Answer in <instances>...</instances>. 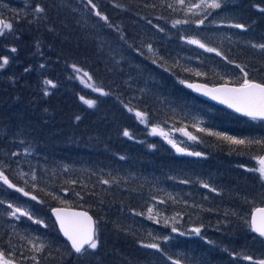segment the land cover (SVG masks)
I'll use <instances>...</instances> for the list:
<instances>
[{"label":"trees","instance_id":"obj_1","mask_svg":"<svg viewBox=\"0 0 264 264\" xmlns=\"http://www.w3.org/2000/svg\"><path fill=\"white\" fill-rule=\"evenodd\" d=\"M92 3L95 9L87 0H38L44 9L38 19L12 24L19 38L8 30L0 36L3 49L15 48L17 56L11 76L0 72V170L36 197L50 234L45 252L34 257L21 235L3 225L0 205V251L18 264H260L264 237L253 235L249 221L264 206V183L249 170L264 155V143L234 145L200 131L197 113L215 106L182 84L264 83V0H222L203 25L192 22L202 15L186 13L176 0ZM185 19L190 22L173 27ZM7 55L0 52V58ZM73 65L91 81L82 83L83 72L74 73ZM44 69L55 87L43 82ZM215 109L219 121L248 126L225 130L231 135L257 141L256 134H264V122L252 135L250 121ZM135 111L146 113V123ZM153 127L174 142L186 140L180 129L196 139L188 153L179 152ZM196 149L199 156L189 154ZM54 207L89 212L98 224L97 249L74 255L49 214ZM149 208L153 217L161 212L154 229L148 228ZM29 226L37 234L43 230ZM151 243L159 249L144 246Z\"/></svg>","mask_w":264,"mask_h":264},{"label":"snow or ice","instance_id":"obj_2","mask_svg":"<svg viewBox=\"0 0 264 264\" xmlns=\"http://www.w3.org/2000/svg\"><path fill=\"white\" fill-rule=\"evenodd\" d=\"M88 4L92 6L93 9L96 8V5L92 3V0H87ZM176 2L184 7V10L186 13H192L193 15H200L202 14V18H200L198 21H192L193 23H198L200 25H203L205 22V19H207L208 16H210L212 13L209 10H215L219 9L221 7V4L218 2V0H200L199 3H194L193 0H176ZM168 7L173 8L175 11L176 8L173 4H169ZM196 10H200L198 13ZM44 9L40 6H37L34 9V12L36 14L42 13ZM261 11H264V9H261ZM95 15L99 16L102 20L107 21V16H103L99 11L95 12ZM189 20H175L173 23V27L180 24H187L189 23ZM0 24L3 25V27H0V36L4 35V31L8 30L11 31L12 24L11 23H5L4 21H0ZM237 28H243V25H235ZM163 31V29H160ZM189 44L197 45L198 47L205 49L208 52H216V49L206 47L204 43H201L199 40L196 39H189L187 41ZM259 47L264 48V45H260ZM16 49L12 48L11 52H15ZM149 51H151V46H149ZM217 55H220L219 52H217ZM8 64V58L3 57L0 58V68L5 67ZM72 70L76 74H80L83 72L82 69L77 68L75 65L72 66ZM243 71V70H241ZM197 75H200V73H196ZM244 77H247V73H243ZM84 77H87L88 81H91V76L88 75L87 72H83V75H80L79 78L81 79L82 83H86L84 80ZM183 83V81H181ZM45 85L55 87L54 84H52V81H45ZM89 87H93L92 84H88ZM188 87H196L197 91H200L203 86H196L189 84ZM94 91L99 92L101 95H108V93L104 92L101 88H93ZM205 95H211L213 99L219 100L223 104H227L228 107L234 108L235 111L242 113L243 115L250 117L252 120H264V83H256L253 81H250L248 79H243V82L239 85V87H228L227 84L219 87V88H213V89H206ZM83 100L84 98L81 97ZM86 104H88L89 107H93L95 104V101L93 100H86L84 101ZM127 107V106H125ZM129 112H132L133 109L128 108ZM135 117L138 118L142 123H146V113L141 111H135ZM200 131H204V129H199ZM180 131L184 132V135L188 136L190 139L195 140L196 137L191 135V133L184 131L183 129H180ZM153 134H159L163 136L165 139H168V133L164 132L162 129H158L157 127L152 128ZM213 134V133H210ZM125 136H129V132H124ZM214 135L220 136L219 133H214ZM224 140H227L231 142L234 145H251L253 143L256 144H262L264 141H251V140H245V139H237L235 137L231 136H223ZM168 142L173 145V147L177 148V151L183 152L184 149L177 147L175 142L171 139H168ZM190 155H197L199 156L200 153H189ZM256 171L260 174V178L264 179V157L259 158V167L256 169ZM35 175H33V179H35ZM0 181H2L4 184H7L10 188H16V185L12 184L8 177L4 175V172L0 170ZM104 184H108V180L103 181ZM204 187H209L207 184L204 185ZM17 191H20L23 193L24 196H28L29 193L25 192L22 188H17ZM212 191H215V189H212ZM79 195V193H77ZM31 199L35 200L36 197L32 196ZM61 203H64L63 200H61ZM10 209H12V205L8 206ZM57 216V220L60 224V229L63 232V235L67 237L68 241L71 242V247L74 249V251L78 254L84 255L88 253L91 250H95L98 247L99 239H98V233L95 227V221H93L91 216H88L86 212H72L67 213L63 209H55L54 210ZM153 209H148V218L154 219L153 215ZM19 214V215H18ZM257 214L259 219L257 217H253L251 221V226L254 232L259 233L261 237H264V208L257 209ZM10 215L16 219H19L20 216H26L29 219H33V217L29 214V212L22 210L19 207L14 208L10 212ZM35 223L42 224L43 221L35 220ZM159 222V221H157ZM172 231L175 232L177 229L175 227L172 228ZM196 233H199L200 229L197 228L194 230ZM38 240V238H37ZM29 243L32 244L33 250L40 252L43 250L44 245L39 244L37 246L36 243H33L32 241H29ZM148 248L153 249H159V245L156 243H151L144 245ZM246 259H251V257H246ZM0 264H12L11 261L4 258V254L2 251H0ZM176 264H179L177 261ZM260 264H264V261H261Z\"/></svg>","mask_w":264,"mask_h":264},{"label":"rangeland","instance_id":"obj_3","mask_svg":"<svg viewBox=\"0 0 264 264\" xmlns=\"http://www.w3.org/2000/svg\"><path fill=\"white\" fill-rule=\"evenodd\" d=\"M199 2H200V0L197 1L196 3H199ZM218 2L222 5V0H218ZM37 3H38V0H0V16L5 17L7 20L10 21L11 24H14V22H16V23L18 22L20 24L25 23L24 24V26H25L29 23H32V21H35L36 19H38V17L43 13L42 12V13L36 14L34 12V9L37 7ZM196 11L198 13L200 12V10H196ZM200 15H202V14H200ZM14 28L15 27H12L11 31H9L7 34L10 33L11 35L12 34L16 35L19 38V36L16 34V32L13 31ZM3 44H4L3 42H0V52H5L6 54H8L6 57L10 58V60L8 59V64L5 67L0 68V72H2V74L7 73L8 76H11L9 74V72H11V70L13 69V66H14L13 64H15L13 57H17V56L14 52H11V49H3ZM44 76H45V78H44L43 82L46 80V77H47V72L45 71V69H44ZM227 84H230V83H227ZM190 104H192V103H190ZM215 108H210V107L204 108L203 107V109L197 113V117L199 116L198 121L196 123L197 127L199 129L207 130L209 133L210 132L219 133L220 136H231V137H235L237 139H241L240 136H238L236 134L231 135L229 132H226L225 130L231 128L230 131L233 133H234V131L244 132L247 130L246 128L248 126H238V125H234V124L232 126L229 123L223 122L222 120L219 121L218 119H216L218 114H217V111ZM194 118H196V117H194ZM245 120H247V119H245ZM248 121H250L252 124L255 125L254 126L255 128H251L249 130V132L252 135H254V133H256V131H257L256 126L260 128L261 122L252 121V120H248ZM256 136L258 137L259 141H264V134L257 133ZM182 139H186V140H181L179 138H176L175 144L177 145V147L182 148L185 150V152H187L188 148H190L189 145H192L194 140L190 139L186 135ZM175 149H176V147H175ZM23 150H25L26 153L31 151V149L28 147H26V148L24 147L22 149V151ZM190 152L201 154L202 151L200 149L199 150L196 149V151H190ZM19 156H21V154H15L14 158L19 157ZM257 158H255V160H254L256 167L253 169H250L249 171L251 172V174L253 176H255L257 179L259 178V180H261V182L264 183V179H261L260 174L256 171V169L259 167V164L257 163ZM1 182L2 181H0V184H1L0 185V203H1L0 205H1V207L3 206L2 209H4V214L6 215L5 224H3V225L5 227L14 228L15 232L17 233V236L21 235L22 238H21L20 242L24 243L27 246V249L29 250L30 253L33 250V247H32V244L29 243V241L36 243L37 246H39V244H43L44 248L42 251H40V252H37L34 250L32 251V252H35L34 257L42 255V253H44L46 248L48 247V243L50 241L49 240L50 234L45 231L46 226H44V223L48 224L47 223L48 219L45 217V214L42 213V211H40L41 208L35 205V202H33L34 200L31 199V197L26 196L25 197L26 200L24 199L23 201H21V200L16 201L18 195L22 194V193L20 191H17L16 190L17 188L16 189L10 188V187H8V185H5V187H4V185ZM13 197H16V198L13 199ZM28 200L32 201V203H30ZM9 205L13 206L12 209H10L8 207ZM16 207H19L22 210L29 212V214L33 217V219H29L26 216H20L19 219L12 217L10 215V212L12 210H14V208H16ZM158 215H161L160 211L156 212L154 219L149 220L150 222H153V223L148 228L154 229L153 227L156 226V223H157L155 218ZM35 220L43 221V223L42 224L35 223L34 222ZM168 222L171 223L172 220H170V218H168L167 223ZM29 225L41 226L43 228V230H41L40 234H37L32 230V228ZM149 225H150V223H149ZM192 231H194V230H192ZM169 234L167 236V239L170 238ZM198 235H199V233H196V236H198ZM37 238H38V240H37ZM3 254H4V258L11 261L12 264L13 263L18 264L17 261H15L13 255L7 256L5 252H3Z\"/></svg>","mask_w":264,"mask_h":264},{"label":"water","instance_id":"obj_4","mask_svg":"<svg viewBox=\"0 0 264 264\" xmlns=\"http://www.w3.org/2000/svg\"><path fill=\"white\" fill-rule=\"evenodd\" d=\"M0 21H3V20L0 19ZM0 27H3V25L0 24ZM256 83H257V82H256ZM189 84H191V85H196V86H203V87L201 88L200 91H197L196 87H188ZM223 85H225V84H221V85H219V86H211V85H206L205 83H202V82H199V81H196L195 83L185 81V83H183V88H184V90H186V91H188V92H191L195 97H198V98L201 99L202 101H204V102H206V103H211V104H213V105H215V106H217V107H219V108L221 107V108H223L224 110H226L227 112H229L230 114H235L236 116H238V117H240V118H243V119H244V118L251 119L250 117H247V116L243 115L242 113L235 111L234 108H230V107H228L227 104H223V103H221L219 100H217V99H213L211 95H205V94H204L206 89L219 88V87H221V86H223ZM227 86H228V87H239V86L228 85V84H227ZM257 120H259V119H257ZM255 121H256V120H255ZM260 121H264V120H260ZM262 157H264V155H263ZM257 162H258V164H259V160H258ZM57 208H59V209H63V210H65L67 213H72V212H85V211H83V210H79V209H72V208H68V207H54V208H52V209L50 210L51 217L53 218L55 225H57V228H58V231H59L60 235L62 236L63 240L66 241L67 244H69V247L72 249V247H71V242L68 241L67 237H65V236L63 235V232H62L61 229H60V224H59V221L57 220V216H56V213H55V211H54V210L57 209ZM261 208H264V207H259V208H257V209H261ZM257 209H255V210L252 212V214H251V220H250V228H251V229H252L251 221H252L253 217L255 216V217H257V219H259L258 214H257ZM86 213H87L88 216H91V217H92L93 221H95L94 217H93L89 212L86 211ZM95 227H96V230H97V223H96V221H95ZM252 233H253L256 237L261 238V236L259 235V233L254 232L253 229H252ZM72 251H73L74 255H76V256H77V255H81V254L76 253V252L74 251V249H72Z\"/></svg>","mask_w":264,"mask_h":264},{"label":"bare ground","instance_id":"obj_5","mask_svg":"<svg viewBox=\"0 0 264 264\" xmlns=\"http://www.w3.org/2000/svg\"><path fill=\"white\" fill-rule=\"evenodd\" d=\"M133 95V94H132ZM20 164V163H19ZM22 172V171H21ZM25 172V171H24ZM21 174H23V173H21ZM2 183V182H1ZM3 184V183H2ZM5 187V186H4ZM4 189V188H3ZM2 192V191H1ZM33 202H35V201H33ZM6 203V202H5ZM9 204V203H8ZM1 210V209H0ZM3 232V231H2ZM14 264V263H13Z\"/></svg>","mask_w":264,"mask_h":264}]
</instances>
